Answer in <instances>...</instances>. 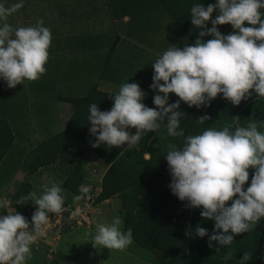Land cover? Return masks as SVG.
Instances as JSON below:
<instances>
[{
	"label": "clouds",
	"instance_id": "clouds-1",
	"mask_svg": "<svg viewBox=\"0 0 264 264\" xmlns=\"http://www.w3.org/2000/svg\"><path fill=\"white\" fill-rule=\"evenodd\" d=\"M23 7L15 3L10 7L0 4V78L8 88H15L25 80L35 81L46 72L48 49L52 34L37 20L35 25L13 28L8 17ZM264 0H216L205 7L198 3L191 7V23L199 32L194 44L170 47L152 64L153 103L148 107L142 101L146 93L138 83H124L112 98L110 110H100L97 103L89 106V133L95 137L92 147L104 144L109 148H132L148 132H157L165 125L171 137H183V146L169 144L166 155L171 175L169 188L186 207L202 208V218L214 220L209 234L197 225L195 235L208 237L209 247L230 245L234 236L251 231L264 218V121L253 120L247 126L226 125L222 130L208 128L198 135L184 136L180 128L185 113L181 101L189 107L210 105L218 94L234 105L251 95L254 89L264 96ZM217 12L215 18L212 14ZM212 27H208V22ZM245 22L250 26H245ZM231 24L234 31L222 34L217 25ZM211 36L203 40L202 37ZM178 100L169 103V94ZM211 119L197 118L200 124ZM166 121V122H165ZM134 128L135 133L128 129ZM254 169L250 185L248 169ZM62 181L44 185L41 195L29 192L16 204L31 201L36 205L29 221L14 211L0 215V264H25L31 259V246L45 233L49 213L64 210ZM90 186L85 185L75 200L88 196ZM231 201V204L227 202ZM8 201H0L7 207ZM119 216L110 223L98 224L91 237L94 247L124 250L133 243L132 229L121 230ZM231 253L225 255L229 259ZM252 254L244 252L240 264L250 260Z\"/></svg>",
	"mask_w": 264,
	"mask_h": 264
},
{
	"label": "trees",
	"instance_id": "trees-1",
	"mask_svg": "<svg viewBox=\"0 0 264 264\" xmlns=\"http://www.w3.org/2000/svg\"><path fill=\"white\" fill-rule=\"evenodd\" d=\"M143 1L145 0H118L119 14H131ZM157 1L192 44L202 29L191 23V7L198 3L205 7L216 3V0ZM260 11L264 13V9ZM216 15L217 12H214L212 18ZM245 26L250 25L245 22ZM208 27H212L210 21ZM217 28L225 35L234 31L231 24L217 25ZM211 38L205 36L201 39ZM118 40L119 36L115 35L108 45L102 75ZM250 93L251 95L246 94V98L242 99L239 105L232 104L223 94H218L210 105L200 108L189 107L181 101L179 110L186 114L180 122L184 136L198 135L208 128L222 130L226 125H232L230 131L234 132L237 125L247 126L253 120L264 121V96H259L254 89L250 90ZM153 96L154 94L147 95L144 102L154 105ZM109 97L108 92L97 89L94 84L89 86L83 95L59 96L71 105V114L60 131L37 142L32 150L33 155L26 163V172L33 174L40 167L54 165L58 157H61L65 163L70 164L61 186L78 196L81 194L78 186L82 182L85 166L83 156L86 152H93L106 164L93 202L116 198L122 210L121 230L131 228L133 242L152 254L156 264H240V259L246 251L250 252L252 257L244 264H264V218H261L251 231L235 235L230 245L220 246L219 252H216L218 245L209 247L207 236L200 238L195 235L197 225L206 228L211 234L215 221L202 218V208H187L186 202L180 201L169 188L171 175L165 158L168 146L174 144L182 147L183 137L169 136L165 125L162 124L157 132L146 133L132 148H109L104 144L92 147L95 137L89 133V106L97 103L99 109L104 111ZM178 99L173 93L169 103ZM204 115L210 116L211 119L200 124L197 118ZM9 123L0 112V165L14 139ZM258 130L264 132V127ZM248 171L249 180L245 188L250 185L254 169L249 168ZM30 189V182L21 181L14 190V196L10 198L13 212L21 213L29 221L36 205L31 201H26V204H16V201L21 196H27ZM227 203L230 206L231 201ZM229 252L231 257L225 259ZM55 263L54 259L41 262Z\"/></svg>",
	"mask_w": 264,
	"mask_h": 264
},
{
	"label": "rangeland",
	"instance_id": "rangeland-1",
	"mask_svg": "<svg viewBox=\"0 0 264 264\" xmlns=\"http://www.w3.org/2000/svg\"><path fill=\"white\" fill-rule=\"evenodd\" d=\"M65 1H70V5L67 4V8L71 10V16H67L66 22H72L73 61L71 60L70 52L65 53L57 46L58 42L61 40L62 49L64 48V38H58V36H56L59 41H51V45L48 49L49 58L45 67L48 76H55V78L56 76H65L66 72L67 76L71 74L73 77V93L75 96H79L86 92L89 85H91L97 78V75H99L101 69L100 58L104 59L103 55L106 53L108 45L113 39L112 31L116 30L122 22L117 5L115 6L112 4L114 0H109L111 4L106 9L107 13L104 9V5L98 4L101 0H93L92 5L84 3V1L87 2L88 0ZM19 2L23 3V7L9 16L7 20V23L12 25L13 28L32 26L36 24L37 20L41 19L51 20L57 25L64 20V17L60 18L58 12L59 9L64 7V5L60 3L61 0H56V2L54 0H0V4H3L5 7H10ZM43 2L45 3L43 4ZM57 2L59 4H56ZM156 4L153 10L145 12L142 22L135 25V30L133 31L137 33V37L143 34V36L148 39V42L156 44L155 49L158 46L163 52L170 47L182 48L186 44H192L160 4ZM90 15H92V21L94 22L89 21L88 24L84 26V17L89 19ZM108 19L110 20L108 21ZM164 19L167 21L169 20L172 26H174L173 32L171 31L170 33L169 29L163 27L164 24L162 22ZM137 27L142 29L136 30ZM86 29L87 32L91 34L85 33L84 30ZM50 30L51 33L56 31L53 27ZM119 33L124 34L126 31L119 30ZM125 36L128 37V33H126ZM179 39L183 40L184 43H178L177 40ZM127 43L126 41L125 44ZM88 46L92 48H88ZM118 48L119 46L116 51L112 53V63L106 68L102 76H105L104 78H108V76H110V78H112V76L120 77L123 79V82L126 80L131 81L133 77L140 78L146 80L148 82L147 84L150 86L151 83H153L152 76L154 70L152 64L156 59H150V61L145 62L143 65L146 66V68L144 69L133 68L130 70L127 63L128 57L130 60V56H128V47L121 44L120 48ZM85 50H89L91 53L89 52L87 56L86 54L84 56ZM119 58L124 60V63H120L118 61ZM84 59L87 61L85 67ZM66 65L67 68L65 67ZM106 80L107 79H104V82L109 86ZM58 83H53L51 85L52 89H56ZM114 86L120 88V85ZM16 87L19 92L17 95L18 101H13V103L8 101L7 103L9 107L17 106L20 107V110L22 109V119L19 120V123H21V128L28 136L29 132L31 133V131H34V114L45 112L43 115H40L47 118L50 114V112H48L49 105L47 103L38 104L35 103V101H33V105L31 104V92L28 80H25L23 84H18ZM103 87H105V85H103ZM5 100L6 99H1V102L5 104ZM41 127L44 130L46 129L43 125H41ZM128 131L135 133L136 130L130 128ZM26 135L23 136L25 137ZM35 139V137H31L29 141L31 143H27L26 140L13 142L1 162L0 201H8V206L0 207V215H7L8 212H13L10 198L14 196V190L21 181L30 182V192H35L39 196L43 192L44 185L50 186L53 181H62L70 168V164L65 163L63 159L59 157L61 160L58 159L54 165L40 167L35 173L28 174L26 172V163L33 155L32 150L38 142V140L36 141ZM84 158L85 166L83 167V179L78 188L88 185L91 189L88 195L92 194V196H94L99 190V180L106 164L100 161L96 156L91 155L90 152H86L83 156V159ZM62 189V195L65 198V206L68 204L69 207H74L75 204H78L84 207V205L89 204V201H86L85 198L84 200H75V194L67 191L63 187ZM86 210L88 222H84L83 219L79 217V214L83 216L82 211L78 214L77 212H73L68 216L60 218L55 217V219L53 214L49 213L48 223L43 227L45 234L39 237L41 240H37L31 246L32 256L31 259L26 260L25 264H41L42 260L49 261L51 259L56 260L55 264H156L152 254L146 252L134 242L122 251L115 249L109 250L102 246H93L91 237L95 234L98 224L110 223L115 216L122 218V210H120L119 201L116 198L106 199L97 203L92 202ZM75 220L79 222L75 223Z\"/></svg>",
	"mask_w": 264,
	"mask_h": 264
},
{
	"label": "crops",
	"instance_id": "crops-1",
	"mask_svg": "<svg viewBox=\"0 0 264 264\" xmlns=\"http://www.w3.org/2000/svg\"><path fill=\"white\" fill-rule=\"evenodd\" d=\"M56 2V0H54ZM68 1V0H67ZM93 0H88L87 2L84 1L85 4L88 5H92ZM35 3H41V2H35ZM45 2H43L44 4ZM64 7L62 9H59L58 12L60 14V18L64 17V20L62 23H60L59 25H57L55 22L51 21V20H43V25L46 26L47 28L51 29L53 27V29H56V31L52 32V41H59L57 40L58 38H64V48L62 49L61 46V40L58 42V47L61 48V50L63 52H70L71 54V60L73 61V49H72V37H73V29H72V22L71 21H67V16H71V10L69 8H67V4L70 3V1L66 2L65 0H61V2ZM95 3V2H94ZM156 3H158L157 0H145L143 1V3L135 10L133 11L131 14L127 15V16H121L120 15V19H121V24L118 26V28H116V30L112 31V35L113 37L115 35L119 36V40L117 41L112 53L114 51H116L117 47L123 44L126 47H128V56H130V60L128 57V67L130 68V70H132L133 68H146V66H144L143 64L147 61H150V59H158L159 56L163 53L162 50L159 49V47L157 46L155 49V45L153 42H148V39H146L143 34H141L140 37H137V33H135V25L139 24L142 22L143 20V15L145 14V12H147L148 10H153V8L156 7ZM56 4H59L58 2ZM98 4H102L104 5V9L107 13V8L109 7V5L111 4L109 0H101ZM113 5H117L118 8V0H114L112 2ZM70 5V4H69ZM35 12V11H34ZM70 20V19H69ZM93 17L92 15L89 16V19H87V17H84V26H86L88 24L89 21H92ZM110 19H108L109 21ZM132 20V21H131ZM133 24V28H132V24ZM69 23V24H68ZM164 24L163 27H165L166 29H169V32L171 33V31L173 32L174 30V26H172L171 22L168 20H163L162 22ZM167 25V26H166ZM130 27V28H129ZM58 28V31H57ZM132 28V29H131ZM172 28V29H171ZM60 29V30H59ZM85 29V28H84ZM142 28L137 27L136 30H141ZM119 30L121 31H126V33H128V37H126V33L122 34L119 33ZM128 30V31H127ZM131 30V31H130ZM51 31V30H50ZM85 33L87 32V29L84 30ZM91 34V33H88ZM130 34V35H129ZM56 37V38H55ZM143 38V39H141ZM62 40V41H63ZM112 41V40H111ZM126 41L128 42L127 44ZM178 43L183 44L184 41L179 39L177 40ZM60 44V45H59ZM164 45V44H163ZM162 45V47H163ZM88 48H92L91 46H88ZM118 48V49H119ZM108 49V48H107ZM91 53V51L89 50H85L84 51V56L86 54V56L88 55V53ZM105 55L106 53L103 55V58H100V72L99 75H97V78L95 79V81L91 84V85H96L97 89L103 90L108 92L109 94V102L105 108V110H110L111 107L114 104V100H113V96L115 94L118 93L119 89L118 87L114 86V85H122L124 83H138L139 86L141 87V89L146 93V96L149 94H154V91L150 88V86L147 84L148 82L146 80L140 79V78H132L131 81H124L123 79H121L120 77H113L110 78V76H108V78H104L102 76V69L104 67L105 64ZM112 55V54H111ZM118 61L120 63H124V60H121V58L118 59ZM111 57L109 60V64L108 66L111 65ZM87 65V61L84 59V67ZM72 66V65H71ZM67 68V65L65 66ZM71 72V70H70ZM42 78H39L38 80L35 81H28V84L30 86V96H31V104L33 105V101H35V103L38 104H43V103H47L49 105L48 108V112H50V114L48 115V117H43L42 115L45 112H40L39 113H35L34 114V131H31V133H28V136L26 135V132L23 131V129L21 128V123H19V120L22 119V109L20 110V107H9L8 105V101H11V103H13V101H18L17 100V95H18V89L17 87L15 88H8L6 82L0 78V112L1 115L3 117L6 118L7 121H9L12 132H13V142L15 141H23L26 140L27 143H31L29 142L31 137H35L36 141L39 139H43L46 138L50 135H53L55 133H57L58 131H60L64 125L66 124L70 114H71V105L64 101L63 99L59 98L60 97H71V96H75L73 93V77L71 74H68L67 76V72L65 76H48V73L45 72ZM107 79L106 82L108 83L109 86H107L104 82V79ZM55 80V82H54ZM59 82V83H58ZM53 83H58L56 89H52L51 85ZM112 84V85H110ZM114 84V85H113ZM152 84V83H151ZM89 85V86H91ZM103 85H105V87H103ZM88 89V88H87ZM86 89V90H87ZM51 93V94H50ZM173 93L169 94V98ZM77 96V95H76ZM145 96V97H146ZM1 99H6L5 100V104L3 102H1ZM54 99V100H53ZM146 106L148 107H156L155 105L152 104H148L145 103L144 100L142 101ZM33 110V108H32ZM41 125H43L46 129H42ZM23 135H26L25 137ZM12 142V143H13ZM91 155H95V153L90 152ZM97 157V156H96ZM58 159H60L58 157ZM57 159V160H58ZM61 160V159H60ZM57 162V161H56ZM49 167V166H47Z\"/></svg>",
	"mask_w": 264,
	"mask_h": 264
},
{
	"label": "built area",
	"instance_id": "built-area-1",
	"mask_svg": "<svg viewBox=\"0 0 264 264\" xmlns=\"http://www.w3.org/2000/svg\"><path fill=\"white\" fill-rule=\"evenodd\" d=\"M80 190L82 189V188H79ZM96 195V194H95ZM94 195V196H95ZM94 196H92V194H90V195H88L86 198H85V200L86 201H89V204H91L92 202H93V198H94ZM89 199V200H88ZM82 200H84V199H82ZM89 204L88 205H84V207L83 206H80V205H78V204H75L74 205V207H69V205L68 204H66V206L64 205L63 207H64V210L61 212V213H59V214H53V217H54V219H55V217H57V218H60V217H63V216H68V215H71L73 212H77V214L79 213V212H81L82 211V213H83V216L82 215H80L79 214V217L81 218V219H83V221L84 222H88V214H87V210H86V208L89 206ZM79 209V210H78ZM50 215V214H49ZM79 221L78 220H75V223H78ZM73 223H74V220H73ZM54 225V224H53ZM37 240H41V239H37Z\"/></svg>",
	"mask_w": 264,
	"mask_h": 264
}]
</instances>
